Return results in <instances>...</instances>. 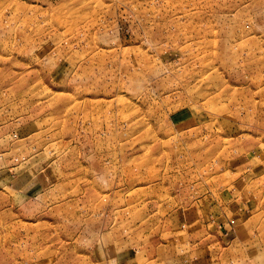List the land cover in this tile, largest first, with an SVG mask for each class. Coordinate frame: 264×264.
I'll return each mask as SVG.
<instances>
[{
  "label": "rangeland",
  "instance_id": "rangeland-1",
  "mask_svg": "<svg viewBox=\"0 0 264 264\" xmlns=\"http://www.w3.org/2000/svg\"><path fill=\"white\" fill-rule=\"evenodd\" d=\"M0 264H264V0H0Z\"/></svg>",
  "mask_w": 264,
  "mask_h": 264
}]
</instances>
